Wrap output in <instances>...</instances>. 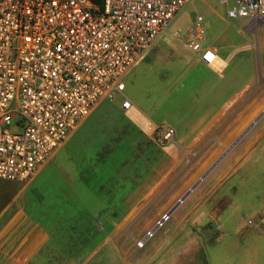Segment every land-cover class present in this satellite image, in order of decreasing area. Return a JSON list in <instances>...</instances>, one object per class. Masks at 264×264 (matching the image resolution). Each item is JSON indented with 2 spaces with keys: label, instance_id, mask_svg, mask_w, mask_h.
<instances>
[{
  "label": "rangeland",
  "instance_id": "rangeland-1",
  "mask_svg": "<svg viewBox=\"0 0 264 264\" xmlns=\"http://www.w3.org/2000/svg\"><path fill=\"white\" fill-rule=\"evenodd\" d=\"M231 7L221 0L187 4L149 50L145 62L151 64L141 68L137 79L124 78L123 95L95 108L56 159L64 168L72 166V159L103 166L114 149H128L133 126L148 134L137 132L133 156L118 173L108 174L98 197L84 200L79 236L85 254L96 250L90 264H264V114L245 140L244 150L258 137L254 149L239 151L245 154L242 169L234 177L227 174L221 162L233 140L222 135L220 119L206 133L202 116L215 103L194 94L202 69L194 66L198 57L185 45L187 31L202 16L204 46L216 48L226 63L223 77L230 75V87L251 79L247 94L255 93L262 109L264 27L249 33L245 21L228 17ZM125 99L133 107L124 113L120 103ZM152 120L173 128L174 140L161 142L148 129ZM100 146L108 148L100 154ZM49 172L32 187L54 179ZM102 173L95 176L98 183ZM54 180L51 185L60 191L63 180ZM28 185L0 180L1 211L9 207L5 215L0 211V229L26 202Z\"/></svg>",
  "mask_w": 264,
  "mask_h": 264
},
{
  "label": "built area",
  "instance_id": "built-area-1",
  "mask_svg": "<svg viewBox=\"0 0 264 264\" xmlns=\"http://www.w3.org/2000/svg\"><path fill=\"white\" fill-rule=\"evenodd\" d=\"M191 1L0 0V180L29 181L95 108L116 102L125 75ZM221 2L249 33L264 27V0ZM187 36V49L222 77L202 16ZM150 127L161 142L176 136Z\"/></svg>",
  "mask_w": 264,
  "mask_h": 264
},
{
  "label": "crops",
  "instance_id": "crops-1",
  "mask_svg": "<svg viewBox=\"0 0 264 264\" xmlns=\"http://www.w3.org/2000/svg\"><path fill=\"white\" fill-rule=\"evenodd\" d=\"M150 53L149 51L145 54L124 78L137 79L141 68L151 64L145 62H149ZM194 66L202 69V74L196 76L194 94L208 97L207 102L215 103L214 108L210 105V110L202 116L205 131L207 133L212 130L213 121L221 120L222 135L228 136L227 142L233 140L221 166L226 169L227 174L236 176L242 169V156L245 155L240 154L239 151L244 150L245 140L258 129V124L264 117L261 116V113L264 114V106L261 109V103L255 97V93L251 96L247 94L246 88L253 84L251 79L247 85L240 82L230 87L229 74L222 76L223 78L218 76L213 69L201 62L199 57ZM201 66L205 69L200 68ZM129 110L122 111L125 113ZM258 118L260 120L257 122ZM248 119L251 121L246 126ZM148 122H150L148 129L151 128L150 125H157L155 120ZM79 128L80 125L77 129ZM133 128L144 133L138 127L133 126ZM75 131L69 135L52 158L39 168L33 178L21 182L29 184L30 191L21 209L0 229V264H90V260L94 258L96 250L93 249L90 254H85L80 243L83 240L79 236V231H83L84 226L79 224V220L85 214L84 200L99 196L100 187L98 180H95V176L99 174L98 165L87 164V160L72 159L70 162L72 166L64 168L56 162ZM144 134L148 135L146 132ZM258 140L259 138L256 137L252 145L244 151H252ZM88 168L93 169L90 174ZM48 172L50 175L48 177L63 180L60 191H57L56 186L54 189L51 185L54 179L48 184L42 183L38 187H32ZM90 184L93 187H90ZM8 208L0 210L2 215L8 212ZM91 228L94 229V226ZM46 250L48 253L43 255Z\"/></svg>",
  "mask_w": 264,
  "mask_h": 264
},
{
  "label": "trees",
  "instance_id": "trees-1",
  "mask_svg": "<svg viewBox=\"0 0 264 264\" xmlns=\"http://www.w3.org/2000/svg\"><path fill=\"white\" fill-rule=\"evenodd\" d=\"M93 1L96 2V3H100V0H93ZM137 132H138L137 129H133L132 128V132H131L132 135H131V139L129 141V147H127L128 149H126L124 151V153H118L117 152L118 150L114 149V151L111 152V154H113V158H111V160H109V159L107 160V161H109V164H108V162H106L105 165H103V166L100 165L99 166L100 169L98 167L100 174H101V169H102V172H103L102 175H101L102 176V182L99 183L100 189H101L103 184L105 185L107 183V180L109 179L108 178V174H112L113 170L115 171V173H118L119 172L118 170L122 169V167L125 165L126 160L133 156V153H134V150H135L133 144H136V143L138 144L137 139H138L139 136H137ZM107 148H108V146H106L105 148L101 147V149L98 148L100 150L99 153L101 154V152L107 150ZM115 153H116V156L114 157ZM95 154H96V152H95ZM0 210H1V208H0Z\"/></svg>",
  "mask_w": 264,
  "mask_h": 264
},
{
  "label": "water",
  "instance_id": "water-1",
  "mask_svg": "<svg viewBox=\"0 0 264 264\" xmlns=\"http://www.w3.org/2000/svg\"><path fill=\"white\" fill-rule=\"evenodd\" d=\"M193 190V189H192Z\"/></svg>",
  "mask_w": 264,
  "mask_h": 264
}]
</instances>
